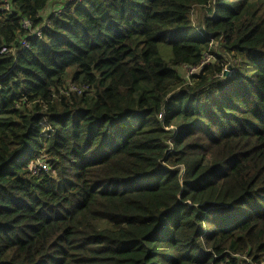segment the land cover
I'll return each mask as SVG.
<instances>
[{"label":"trees","instance_id":"trees-1","mask_svg":"<svg viewBox=\"0 0 264 264\" xmlns=\"http://www.w3.org/2000/svg\"><path fill=\"white\" fill-rule=\"evenodd\" d=\"M49 4L0 0V264H264V0Z\"/></svg>","mask_w":264,"mask_h":264},{"label":"rangeland","instance_id":"rangeland-1","mask_svg":"<svg viewBox=\"0 0 264 264\" xmlns=\"http://www.w3.org/2000/svg\"><path fill=\"white\" fill-rule=\"evenodd\" d=\"M61 1L62 0H50V4H49V6H48V9L45 11V12H43L42 14H41V16H42V18L44 19V20H46V18L49 16V14L53 11V10H58L59 8H60V4H61ZM196 17V16H195ZM194 17V18H195ZM217 48V46H213V47H211V51L212 52H214V54H216L217 56H219L220 58H222L223 60H224V64H226L227 65V62H229L231 59H230V57L229 56H227V55H224L222 52H221V50L220 49H216ZM217 56H215V55H209V62L210 63H212V62H215V61H217ZM232 71V69L231 68H227L226 70H225V72L223 73V76H224V74L225 73H227V75L228 76H230V74L232 73L231 72ZM179 72H180V74L182 75V76H184L186 79H188L187 78V72L185 71V69H181V70H179ZM199 70L198 71H196V72H194V74H199ZM227 76V77H228ZM226 78V77H225ZM73 87H77L75 84H73V83H69L68 82V84L64 87V88H62L61 90H60V94H62V95H66V96H68L70 93H74L73 91H71V89L73 88Z\"/></svg>","mask_w":264,"mask_h":264},{"label":"built area","instance_id":"built-area-1","mask_svg":"<svg viewBox=\"0 0 264 264\" xmlns=\"http://www.w3.org/2000/svg\"><path fill=\"white\" fill-rule=\"evenodd\" d=\"M72 1H74V0H72ZM4 6H5V10L9 9L8 3H6ZM53 11L55 12V14H60V12H61L60 9L53 10ZM23 28L27 32V36L23 39V41L21 43L24 47H27V43H26L27 42V38H30V37H38L39 38V37H41L40 36V30L39 29H34L32 24H31V22L24 21ZM217 45H218V42H215V41L211 42V47L217 46ZM207 64H210L209 55L205 54L203 62H202V66H205ZM183 69H185V71L187 72V78H190L192 75H194V72L198 71L200 68L190 69V68L184 67ZM71 91H73L74 93H77L78 95H82L86 91V88L73 87L71 89ZM160 118H161V116H160ZM43 169H46V166H43Z\"/></svg>","mask_w":264,"mask_h":264},{"label":"water","instance_id":"water-1","mask_svg":"<svg viewBox=\"0 0 264 264\" xmlns=\"http://www.w3.org/2000/svg\"><path fill=\"white\" fill-rule=\"evenodd\" d=\"M227 76H228L227 73H225V74H224V77H227Z\"/></svg>","mask_w":264,"mask_h":264}]
</instances>
